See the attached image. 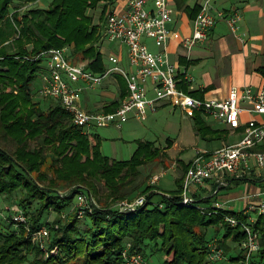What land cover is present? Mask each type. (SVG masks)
<instances>
[{
	"label": "trees",
	"instance_id": "16d2710c",
	"mask_svg": "<svg viewBox=\"0 0 264 264\" xmlns=\"http://www.w3.org/2000/svg\"><path fill=\"white\" fill-rule=\"evenodd\" d=\"M15 1L0 0V132L14 145L9 149L0 144V195L23 192L20 206L30 215L32 230L43 225L51 209L59 213L71 207L75 194L61 197L57 191L62 185L84 184L99 194L100 182L114 202L146 195L148 203L131 214L118 213L108 205L84 218L75 214L67 220L60 217L59 227L51 226V244L59 251L49 259L41 258L40 249L24 231L16 233L9 222L0 230V264H125L121 252L126 244L143 251L147 241H161L160 249L168 256L161 264H207L208 243L217 237L209 233L214 226L225 227L219 246L225 247L228 239L239 245L240 250L229 260L245 264L241 247L245 234L240 227L229 225L222 215H205L195 206L181 205L178 194L167 196L153 190L151 184L142 188L143 169L167 155L154 142L139 140L129 159H113L103 153L102 137L74 125L58 101L49 98L53 101L45 107L34 98L33 84L46 66L39 55L50 49L70 46V60L87 62V68L97 73L105 71L100 52L103 22H95L89 11L116 0H51L47 7L28 10L15 6ZM180 86L186 90L188 85L182 80ZM127 89L124 80L122 97ZM119 103L116 99L103 110L114 111ZM194 122L205 136L201 111L194 114ZM34 141L37 144L32 146ZM150 202H162L165 207ZM222 211L242 217L241 212ZM256 229L260 249L249 258V264H264L261 219Z\"/></svg>",
	"mask_w": 264,
	"mask_h": 264
},
{
	"label": "built area",
	"instance_id": "2783aa9c",
	"mask_svg": "<svg viewBox=\"0 0 264 264\" xmlns=\"http://www.w3.org/2000/svg\"><path fill=\"white\" fill-rule=\"evenodd\" d=\"M123 2L122 5L118 1L107 9L102 25V38L126 47L128 63L133 70L127 71L120 65L121 56L118 53H110L107 58L111 65L107 66L103 73H97L87 68L85 64L71 63L68 47L53 48L39 55L45 58L46 66L41 72L42 85L35 91L38 98L58 101L69 113L71 122L82 127L84 133L92 132L95 127L120 128L131 113L142 118L149 108L153 109L156 106L157 101H168L173 106L190 113L196 110L202 111L205 116L214 117L230 128H238L241 125L243 112H249L251 115L264 114V88L254 91L250 86L242 89L232 87L227 99L214 100L194 97L180 86L182 80L187 85L189 80L184 74L185 71H182L184 76L182 78L179 66L171 60L170 44L172 41H180L189 54L195 45L207 41L211 29L218 20L214 0H200L192 33L186 37L168 27V23L172 20L169 0H153L152 9L147 8V0H123ZM118 4L122 5V8H119ZM225 19L231 30L236 32L242 19L241 9H233ZM145 38L152 40L158 51H151ZM114 73H120L125 77L129 91L117 109L109 112L85 109L81 104L84 92L99 87L109 75ZM148 84L152 86L155 94L152 98L147 97ZM263 140L264 124L249 125L245 128L242 139L236 143L223 145L214 150H197L185 172L179 194L181 205L195 206L205 215H222L226 223L240 227L245 234L241 242L246 255L245 264H249V258L260 249V233L256 225L260 219L264 223V198L258 204L248 203L242 217L239 218L235 214L223 212V203L220 200H216L212 205L199 203L195 188L205 185L209 180L222 185L227 175L239 174L241 177L243 174L238 173L240 167L249 168L252 158L256 160L258 167H264V151L253 150ZM159 179V175L153 176L150 184L154 187ZM156 190L169 195L155 187ZM57 193L61 197L75 194L74 201L79 218L103 208L93 192L84 184L74 185L63 191L58 189ZM261 195L264 196V187L252 197ZM147 203V196L140 195L133 199L117 200L110 209L121 214H131ZM150 203L160 208L165 207L162 202ZM12 210L17 227L27 223V217L21 207L16 206ZM251 212H257L258 217L254 218ZM29 232L36 245L47 252L51 251V255L57 252V245L47 250L46 239L50 235L47 226L43 225L34 231L29 229ZM122 254L126 264H152L147 256L138 248H133L130 242L126 244ZM207 264L238 263L229 260L225 250L219 246L218 240L214 239L208 243Z\"/></svg>",
	"mask_w": 264,
	"mask_h": 264
},
{
	"label": "crops",
	"instance_id": "0c3cea01",
	"mask_svg": "<svg viewBox=\"0 0 264 264\" xmlns=\"http://www.w3.org/2000/svg\"><path fill=\"white\" fill-rule=\"evenodd\" d=\"M118 1L120 4H124L123 0ZM169 2L172 8V20L168 23V27L179 31L183 37L189 36L192 33L193 22L199 10L200 0H169ZM118 6L122 8L119 4ZM214 6L218 20L216 25L211 29L207 41L195 45L189 54L180 41H172L170 44L169 54L171 60L179 66L180 73L185 71L184 74L189 80L185 91L197 98L218 100L227 99L232 87L242 89L250 86L254 91L264 88V0H214ZM147 8H153V0H147ZM236 8L241 9L242 19L239 21L238 30L233 32L225 16ZM220 13L222 15H219ZM145 40L148 43L150 39L145 38ZM106 42L108 41L104 40L100 44V52L104 56L105 68L111 65L107 56L110 53H118L121 56L120 65L127 71H132L133 69L128 63L126 47L118 42H114L118 44L116 45L117 52L114 50H110L109 52L105 48ZM148 45L151 51H158L154 42L153 45L149 43ZM76 63L87 65V62L76 61ZM124 80H126L125 77L120 73L109 75L102 85L84 92L82 106L90 111L103 112V107L116 99L119 100L120 105L129 93L127 89V95L122 97ZM154 95L152 86L148 84L147 97L152 98ZM168 106L172 107L173 112L180 109L182 113L190 117L193 124L192 136L203 140L204 147L195 148L193 156L196 155L195 153L199 149L214 150L223 145L236 143L242 139L247 126L264 124V114L255 113L251 115L249 112H243L241 114V125L238 128H230L226 124L218 122L214 117L205 116L201 111V116L208 129L204 130L205 136H203L197 130L194 122V114L200 112L199 110L190 113L180 107L173 106L168 101H157L156 106L153 109L149 108L147 114L149 112H157ZM144 117L138 118L134 113H131L127 121L131 118L142 121ZM122 127L115 128L121 130ZM138 141L139 139L135 140L136 148ZM152 142L167 154L159 161H162L164 166L171 163L169 160L172 161L171 166L175 168L176 173L174 189L165 190L157 188L170 195H179L185 172L190 161L195 156L182 158L185 150L181 141L178 142V140L168 139L167 146H158L155 141ZM172 148H178L180 152L176 156H171L169 155V151ZM253 150L264 151V140L258 143ZM103 153L105 154L104 151ZM107 156L118 159L116 157L117 154ZM175 163L177 164V168L174 167ZM257 165L256 160L252 158L249 168L240 167L238 173L243 174L241 177L239 174L227 175L222 185L209 180L205 185L195 188L196 197L199 200L203 199L202 202L208 205H212L216 200H220L223 203V209L230 212L243 213L248 203L258 204L264 198L263 195L252 197L253 194L259 193L264 187V167H258ZM253 213L255 212H251V215Z\"/></svg>",
	"mask_w": 264,
	"mask_h": 264
},
{
	"label": "rangeland",
	"instance_id": "374dc122",
	"mask_svg": "<svg viewBox=\"0 0 264 264\" xmlns=\"http://www.w3.org/2000/svg\"><path fill=\"white\" fill-rule=\"evenodd\" d=\"M51 0H41V1H30L27 2L26 0H16L15 6L21 8V10H28L29 8L38 6V7H47L49 5ZM118 2V0H116ZM115 2V3H116ZM114 3V5H115ZM103 5H105L103 7ZM113 5L112 2H107L105 4H101L97 9L90 10L89 13L94 17L95 22H104L107 9L110 8ZM14 6V7H15ZM13 7V8H14ZM102 7L104 8L103 11V19L100 21L101 16V10ZM12 8V10H13ZM150 45H153V42L151 40L148 41ZM116 45L117 43H105V48L107 51L110 52V50L116 51ZM118 47V46H117ZM69 53H70V46ZM71 63H75L71 59ZM80 62V61H77ZM42 85V74L38 76V78L35 80L33 84V89L36 91L40 88ZM34 98L36 100H42L45 107H48V105L53 101L49 98H38L37 95H34ZM144 120L140 121L136 118H131L126 123H123L122 129L118 130L115 127H95L93 128V132L96 131L100 134L102 137V150L105 152V154L114 156V154H117L118 159H129L133 153V151L136 148V139L139 140H152L155 141L158 146H167V140H178L181 141V144H183V149L185 150V154L182 156V158H189L193 156L195 152V148H202L203 146V140H200V138L196 136H192V120L190 117L182 113V111L176 110L173 112L172 107L168 106L166 108H162L158 110L157 112H149L144 118ZM180 133V134H179ZM0 144L6 146L9 149H13L14 145L11 139H4L0 132ZM37 142H32L31 145L35 146ZM181 148V147H180ZM48 152V151H47ZM180 150L178 148H172L169 151V155L176 156ZM195 156V155H194ZM193 156V157H194ZM169 162L172 163V161L169 160ZM171 163L164 166L162 161H156L153 163L148 164L143 169V177L145 179V184L142 186L144 188L146 185H150L151 179L155 175H159L160 179L158 183L152 188L153 190L155 187H159L165 190H171L175 187V168L171 166ZM174 167L177 168V164H174ZM99 185V194H94L96 196V199L98 200V203L101 207L108 206L109 207L115 203L112 198L109 199L108 197V190L102 186L100 182H98ZM58 189H67V187L59 186ZM23 197V192L21 190H17L14 193L7 195L2 194L0 195V230L6 229L8 225H10L9 222H13V228H15L14 231L16 233H20L21 231H24L25 236L32 242L33 245L37 246L41 253L40 256L43 259H49L52 256L56 255L59 251V248H57V252L55 254L51 255V251L47 252L44 249H42L38 244L34 243L31 238V232H29V229H32L31 222H30V215L26 214V211L23 207H21L20 203ZM19 206L21 207L25 215L27 217V223L22 224L21 226L17 227L15 221L13 220V210L12 208ZM34 206H37L35 204ZM78 209L75 207V201L71 204V207H68L61 212H57L53 209L50 210V212L47 214L43 225L47 226L50 235L46 239V246L47 250H51L52 247V236L53 231L51 226H54V228H58L60 225V222L58 219L61 217L63 220H67L69 216L72 214H75L77 216ZM254 218L258 217L257 212L252 214ZM42 225V226H43ZM37 230V229H36ZM34 231V230H33ZM210 235L216 234V239H222L225 235V227L224 226H214L209 229ZM161 241L158 242H151L147 241L143 246V251L141 252L147 256V258L150 260L152 264H161L163 260L167 259L168 256L160 249ZM58 247V246H57ZM225 252L227 253L228 257L230 255H233L234 252H238L240 250L239 245L234 243L232 240L228 239L225 243V247H222ZM140 251V249L138 248ZM121 255L124 259V262L126 264V260L121 252ZM34 253H29V259H33Z\"/></svg>",
	"mask_w": 264,
	"mask_h": 264
}]
</instances>
